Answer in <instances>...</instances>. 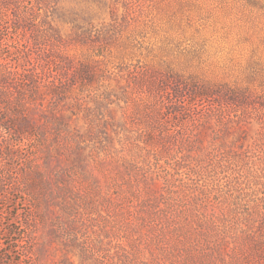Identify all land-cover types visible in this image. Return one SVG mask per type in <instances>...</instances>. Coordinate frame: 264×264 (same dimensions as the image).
<instances>
[{"label":"rangeland","instance_id":"1","mask_svg":"<svg viewBox=\"0 0 264 264\" xmlns=\"http://www.w3.org/2000/svg\"><path fill=\"white\" fill-rule=\"evenodd\" d=\"M0 264H256L264 11L0 0Z\"/></svg>","mask_w":264,"mask_h":264},{"label":"trees","instance_id":"2","mask_svg":"<svg viewBox=\"0 0 264 264\" xmlns=\"http://www.w3.org/2000/svg\"><path fill=\"white\" fill-rule=\"evenodd\" d=\"M247 3L249 4H258V7L260 10L264 11V0H247ZM11 71H8L5 69V71L3 69H0V82L4 85L5 83H9L10 79H9V75H10ZM257 249H258V260L256 262V264H264V241L261 240L258 242L257 245Z\"/></svg>","mask_w":264,"mask_h":264}]
</instances>
